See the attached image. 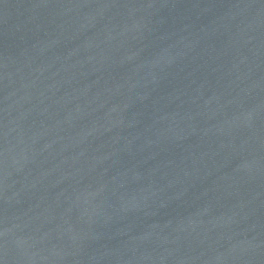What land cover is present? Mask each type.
Listing matches in <instances>:
<instances>
[{"label": "water", "instance_id": "water-1", "mask_svg": "<svg viewBox=\"0 0 264 264\" xmlns=\"http://www.w3.org/2000/svg\"><path fill=\"white\" fill-rule=\"evenodd\" d=\"M264 52V0H0V264H96Z\"/></svg>", "mask_w": 264, "mask_h": 264}]
</instances>
